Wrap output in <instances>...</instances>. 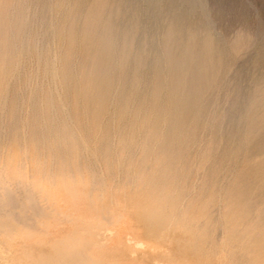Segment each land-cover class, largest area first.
I'll use <instances>...</instances> for the list:
<instances>
[{"label": "rangeland", "instance_id": "rangeland-1", "mask_svg": "<svg viewBox=\"0 0 264 264\" xmlns=\"http://www.w3.org/2000/svg\"><path fill=\"white\" fill-rule=\"evenodd\" d=\"M7 1L0 0V4L5 3L0 5L3 8H0V13L3 12L0 19L4 17L0 20V30H4L0 31L3 34V38L0 34V92L4 93L3 96L0 94V165L4 163L6 177L14 189L19 180L25 184L38 177L48 185L54 179L57 185L53 187L60 186L58 188L63 192L61 178L67 175L65 181L72 183L79 193L80 214L89 222L78 239L70 236L74 229L77 230L76 224L65 220L52 229L50 235L44 233L43 226L29 220L22 226L27 231L23 228L22 231L32 236L23 233V237L11 238L0 230V264H28L27 260L32 264H100L101 261L103 264H250L252 252L257 253L259 261H264V222L254 211L240 217L241 206L236 204L234 197L240 189V199L252 196L249 202L253 209L264 206V174L254 178L260 185L253 188L251 195L238 185L254 161L264 156V150L253 156L247 150L253 143L250 126L264 117V0ZM95 8L99 9L95 11ZM4 13L7 15L3 16ZM91 15L97 19L92 20ZM88 21L101 26L109 22L115 34L116 54L112 62L116 61L113 63L116 67L109 90L111 106L106 108L109 114L105 111L97 125L91 124V117L82 107L89 102V94L81 91L91 84L88 71L95 60L86 50L90 39L84 35V25ZM169 29L175 34L172 45L175 54L182 52L192 34L198 51L202 41L209 38L214 59L211 60L214 71L210 86L203 95L201 108L190 118L196 125L192 138L195 143L178 144L175 151L172 148V153L161 149L164 146L158 140L165 126L160 127L158 132L162 133L156 134V138L145 140L148 126L142 119L153 106L149 97L150 73L155 62L163 58L162 37ZM125 33L129 43L126 47L132 58L128 63L121 51ZM72 34L76 39L69 45ZM139 53L144 56V64L137 71L133 56ZM18 54L21 57L17 63ZM45 59L49 61L46 63L55 64L58 75L53 77L49 72H43ZM136 72L137 78L139 75L142 80L135 87ZM127 96L129 108L123 107L127 113L121 117L119 110ZM164 99L165 96L162 101ZM52 100L54 108L51 107ZM61 103L62 107L68 104L63 112ZM110 103L107 101L106 106ZM136 109L138 111L134 113ZM133 113L139 116H135L139 121H133ZM207 122L211 124L204 127L202 124L207 125ZM143 127H147L146 132ZM70 132L74 137L71 143H66L64 137ZM84 146L92 151L89 153ZM3 151L11 157H5ZM21 153H26L28 158ZM22 162L24 164L20 166ZM49 171L53 176L49 177ZM22 172L23 177L18 178ZM22 192L21 185L16 193L22 196ZM40 199L47 205L43 195ZM152 208L160 211V219L148 215ZM85 238L91 240V245L87 246ZM90 246L93 252L86 249ZM94 257L102 259L95 261Z\"/></svg>", "mask_w": 264, "mask_h": 264}, {"label": "bare ground", "instance_id": "bare-ground-1", "mask_svg": "<svg viewBox=\"0 0 264 264\" xmlns=\"http://www.w3.org/2000/svg\"><path fill=\"white\" fill-rule=\"evenodd\" d=\"M7 1V0H6ZM9 3V1H7ZM100 2V1H99ZM98 2V5L101 3ZM4 5L5 3L2 2ZM13 3V1H12ZM11 3V4H12ZM3 4H0V5H3ZM7 4V3H6ZM76 4V3H75ZM10 5V4H9ZM8 5V6H9ZM7 6V7H8ZM2 6H0L1 8ZM10 7V6H9ZM65 8V7H64ZM101 8V6L99 7ZM97 8V10L99 9ZM3 10V8H1ZM96 8H95V11H97ZM6 11V10H4ZM48 11V10H47ZM3 13V12H2ZM0 13V14H2ZM11 13V12H10ZM94 13V12H93ZM96 13V12H95ZM9 14V13H8ZM99 14V13H98ZM7 14L4 13L3 16H5ZM16 15V13H15ZM21 15V14H20ZM98 16V15H97ZM96 16V17H97ZM8 17V16H6ZM86 17V16H85ZM4 18V17H3ZM1 18V19H3ZM12 18V17H11ZM21 18V17H20ZM91 18L92 20H94V17L91 15ZM91 18L89 20H91ZM0 19V20H1ZM97 18H95L96 20ZM108 19V18H107ZM88 20V19H87ZM94 20V21H95ZM8 21V20H7ZM93 21V23H95ZM89 23L85 24L84 25V35L89 36V42L87 43L86 45V50L89 52L92 53L93 57L95 58V60L91 63L92 64V67L90 68L89 67V73H88V77H89V80L91 81V84L87 85L85 87V90L84 91H81L85 94H89L88 98H89V102L86 103L85 106L82 105V107L84 109H86L87 113L86 112H82V113H86V114H89V116L91 117V124L92 125H97L99 124V120L100 118L102 117V115H104L105 111H106V108H110L111 106V101L109 99L110 97V94H109V90L111 91V76H112V72H113V69H114V66L116 67V65H114L116 61L112 62V59H113V56L116 54V49L114 48V33H113V29L111 28L109 22L106 24V25H103L101 26L100 24H97L98 25H94L92 23H90V21H88ZM92 22V21H91ZM2 23V22H1ZM5 23H7L5 21ZM10 24V23H9ZM7 25V24H6ZM2 28H3V24L1 25ZM14 26V25H13ZM19 27V26H18ZM4 29V28H3ZM7 29V28H6ZM5 29V30H6ZM64 29V28H63ZM2 30V29H1ZM0 30V31H1ZM4 31V30H2ZM9 32V30H8ZM22 32V31H21ZM63 32V31H62ZM72 32V30H71ZM6 33V32H4ZM128 33V32H127ZM1 34V33H0ZM10 34V33H8ZM78 34V33H77ZM2 35V38H3V34ZM19 35V33H18ZM59 35V34H58ZM75 35V34H74ZM64 36V35H63ZM127 34L125 33L124 34V43L125 45L123 46V49L121 50L122 53L124 54L123 56V59L127 62H129V60H132V58L130 59V55H129V49L127 48L128 47V42H127ZM1 37V36H0ZM77 37V36H76ZM85 37V36H84ZM55 38V37H54ZM52 38V39H54ZM75 38V36H74ZM74 38H73V34L72 36L70 35L69 36V40H68V43L69 45L73 43L74 41ZM79 38V37H78ZM77 38V40H78ZM163 41H164V47H165V51H164V55H163V58L160 60L158 59L155 64H154V67L152 69V74L150 73V81H151V91H150V98H151V101L153 102V106L152 108L150 109L149 111V114L145 116L146 113H144L142 119H143V122L148 126V132H146V128L142 129L143 131H145L147 133V137L145 140H152L153 138H156V134L158 133H162V131L158 132V130L160 129V127H163L165 126L164 128V132L162 133V136L160 139L161 144H163L164 148H161V149H164L165 151H169L171 152L175 146H177L178 144H190L191 141H192V138H193V135L195 133V123L191 122L190 121V118H191V114L197 112L200 108H201V105H202V98L204 97V93L205 91L209 88L210 86V83H211V79H212V75H213V69H214V66L212 64V61L211 60H214L212 59L213 57V53H212V48L211 46H213V44H211L209 42V38L208 39H204V41H202L201 43V49L198 51L195 49V42L194 41V36L189 35V38L187 39L185 45H184V48L182 50V52L177 55L173 52L172 50V45L175 41V34L173 32L172 29H169L168 32L166 33V35H164L162 37ZM207 38V37H206ZM57 39V38H56ZM68 39V38H67ZM76 39V38H75ZM84 39V38H83ZM58 40V39H57ZM85 40V39H84ZM131 40V39H130ZM1 41V40H0ZM61 43H62V40H60ZM2 42H3V39H2ZM1 42V44H2ZM63 42H64V39H63ZM79 41H77L78 43ZM116 42V41H115ZM132 42V41H131ZM7 43V42H6ZM25 43V42H24ZM55 43V42H54ZM76 43V42H75ZM76 43V44H77ZM5 44V42H4ZM75 44V45H76ZM81 44V43H80ZM6 45V44H5ZM4 45V46H5ZM127 45V47H126ZM147 45V44H146ZM145 45V46H146ZM14 46V45H13ZM58 46V44H57ZM77 46V45H76ZM75 46V47H76ZM85 46V45H84ZM2 47H3V44H2ZM70 47V46H69ZM131 47V46H130ZM197 47V46H196ZM7 48V47H6ZM20 48V47H19ZM74 49V48H73ZM214 49V48H213ZM49 50V48H48ZM70 50V49H69ZM2 51H5L2 49ZM17 51V50H16ZM53 51V50H52ZM141 51V50H140ZM198 51V52H197ZM7 52V51H6ZM9 52V51H8ZM11 52V51H10ZM26 52V51H25ZM45 52V51H44ZM73 52V51H72ZM118 52V51H117ZM215 53V51H213ZM133 53V52H132ZM217 53V52H216ZM3 54V53H2ZM6 54V53H4ZM21 54V52H20ZM18 54L17 55V58H16V62L17 60L19 59L20 60V57L22 54L20 55ZM149 54V53H148ZM28 55V54H27ZM38 55V54H37ZM73 55V53H72ZM143 54L139 53L135 56H133V60L134 62L136 63V70L139 71V69L143 66L144 64V61H143V57L142 56ZM39 56V55H38ZM69 56V55H68ZM86 56V54H85ZM84 56V58H85ZM122 56V54H121ZM161 56V55H160ZM216 56V55H215ZM218 56V55H217ZM41 57V56H40ZM65 57V56H64ZM76 58V57H75ZM88 58V57H87ZM116 59V57H114ZM2 59V57H1ZM37 59V58H36ZM40 58H38L39 60ZM54 59V58H52ZM219 59V58H218ZM4 60V59H3ZM46 60V59H45ZM73 60V59H72ZM85 60V59H84ZM148 60V59H147ZM215 60L216 57H215ZM22 61V60H21ZM48 60L45 61V63L47 62ZM124 61V62H125ZM16 62L14 63L15 66L17 65ZM49 62V61H48ZM69 62H70V59H69ZM127 62V63H128ZM219 62V60H218ZM18 63V62H17ZM71 63V62H70ZM73 63V62H72ZM71 63V64H72ZM114 63V64H113ZM217 63V62H216ZM221 64V61L219 62ZM1 64V63H0ZM4 64V62L2 63V65ZM23 64V63H22ZM49 63H46L45 64V74H47L48 72L53 76L55 77L56 75H58L56 73V70H55V64L52 63V64H49ZM90 64V65H91ZM121 65V63H119ZM123 64V63H122ZM21 65V64H20ZM135 65V64H134ZM83 66V65H82ZM218 66V65H217ZM221 66V65H220ZM2 67V66H1ZM0 67V68H1ZM24 67V66H23ZM55 67V68H54ZM22 68V67H20ZM69 68V67H68ZM67 68V69H68ZM85 68V67H83ZM82 68V69H83ZM218 68V67H217ZM117 69V68H115ZM142 69V68H141ZM4 70V69H3ZM37 70V69H36ZM35 70V71H36ZM71 70V69H70ZM74 70V69H73ZM81 70V69H80ZM87 70V69H86ZM25 71V70H24ZM85 71V70H84ZM118 71V70H117ZM1 72V70H0ZM42 72V71H41ZM42 72V73H43ZM47 72V73H46ZM74 72V71H73ZM141 72V71H140ZM72 73V72H71ZM78 73V72H77ZM76 73V74H77ZM82 73V72H81ZM84 73V72H83ZM13 74V73H12ZM30 74V73H29ZM34 74V72H33ZM63 74V73H62ZM87 74V73H86ZM118 74V73H117ZM85 75V74H84ZM122 75V74H121ZM141 75V74H140ZM1 76V75H0ZM13 76V75H12ZM52 76H50L52 78ZM64 76V75H63ZM74 76V75H73ZM76 76V75H75ZM135 77V87L136 86H139V82H140V79H139V75H138V78H137V72L136 74L134 75ZM147 76V75H146ZM15 77V76H14ZM142 77V76H141ZM13 78V77H12ZM29 78V77H28ZM58 78V77H57ZM60 78V76H59ZM65 78V77H64ZM72 78V77H70ZM69 78V80H70ZM32 79V78H31ZM54 79V78H52ZM77 80V79H76ZM83 80V79H82ZM88 80V79H87ZM113 80V79H112ZM142 80V79H141ZM5 81V80H4ZM9 81V80H8ZM71 81V80H70ZM13 82V81H12ZM11 82V83H12ZM59 82V81H58ZM83 82V81H82ZM114 82V81H113ZM8 83V82H7ZM60 83V82H59ZM1 84V82H0ZM10 84V83H8ZM31 84V83H30ZM7 85V84H6ZM3 86V89L6 87ZM83 85V84H82ZM86 85V82L85 84ZM60 86V85H59ZM77 86V85H76ZM24 87V86H23ZM83 87V86H82ZM22 89V88H21ZM78 89V88H76ZM83 89V88H82ZM142 89V88H141ZM2 90V89H1ZM49 90V89H48ZM75 90V89H74ZM138 90V89H137ZM20 91V90H19ZM33 91V90H32ZM36 91V89H35ZM78 91V90H77ZM118 91V90H117ZM4 92V91H2ZM8 92V91H7ZM49 92V91H48ZM58 92V91H56ZM80 92V91H79ZM34 93V91H33ZM82 93V94H83ZM113 92H111L112 94ZM116 93V92H115ZM1 94V92H0ZM4 94V93H2ZM1 94V95H2ZM22 94V93H21ZM50 94H53L52 92ZM61 94V93H60ZM59 94V95H60ZM6 95V93H5ZM49 95V94H48ZM77 95V94H76ZM3 96V95H2ZM83 96V95H82ZM81 96V97H82ZM87 96V95H86ZM112 96V95H111ZM136 96V95H135ZM139 96V95H138ZM165 96V101H162L163 97ZM53 97V96H52ZM74 97L76 98H80L79 95L78 96H75ZM117 97V96H116ZM119 97V96H118ZM51 97L49 96V99ZM69 97H67L66 99H68ZM86 97V99H88ZM115 98V97H114ZM122 98V97H121ZM1 99V98H0ZM30 99V98H28ZM48 99V98H47ZM58 99V98H57ZM82 99V98H80ZM204 99V98H203ZM3 100V99H2ZM64 100V99H63ZM75 100V99H74ZM79 99H77L78 101ZM133 102H134V99H132ZM142 100V99H141ZM46 101V100H45ZM60 101V100H59ZM65 101V100H64ZM86 101V100H85ZM107 101L110 103L109 107L106 106L107 104ZM113 101V100H112ZM29 102V100H28ZM32 102V101H31ZM41 102V101H40ZM53 100L51 101V107H53ZM63 102V101H61ZM67 102V101H66ZM65 102V103H66ZM70 102V101H69ZM79 102V101H78ZM33 103V102H32ZM35 104L36 101L34 102ZM50 103V102H49ZM60 103V102H59ZM115 103V102H114ZM117 103V102H116ZM128 103H129V97H125L124 98V101H123V106L121 107V109L119 110V113L122 117V114H126L127 112L125 111V108H123L124 106L128 107ZM2 104V102H1ZM39 104V103H38ZM72 104V103H71ZM70 104V105H71ZM78 104V103H77ZM83 104V103H81ZM113 104V103H112ZM133 104V103H131ZM152 104V103H151ZM21 104H19L20 106ZM61 107L64 106L63 103L60 104ZM76 105V103H75ZM34 106V104H33ZM50 106V105H49ZM81 105L78 104V107H80ZM113 106V105H112ZM117 106V105H116ZM132 106V105H131ZM49 107V110H51V112L53 111L52 108ZM68 107V104L67 106ZM66 107H62L61 110L63 112V108H66ZM77 107V106H76ZM77 107V108H78ZM147 107V105H146ZM16 108V107H15ZM19 108V107H18ZM48 108V107H47ZM60 108V107H59ZM123 108V109H122ZM129 108V107H128ZM31 109V108H30ZM79 109V108H78ZM81 109V108H80ZM127 109V108H126ZM138 109V108H137ZM135 110V112H137L138 110ZM146 109V108H145ZM144 109V110H145ZM109 110V109H108ZM107 110V111H108ZM116 110V109H115ZM114 110V111H115ZM142 110V109H141ZM140 110V111H141ZM147 110V109H146ZM145 110V111H146ZM55 111V110H54ZM67 111V109H66ZM69 111V109H68ZM67 111V112H68ZM79 111V110H78ZM84 111V110H82ZM106 111V112H107ZM112 111V110H111ZM66 112V113H67ZM113 112V111H112ZM147 112V111H146ZM229 112V111H228ZM43 113V112H42ZM47 113V112H46ZM45 113V114H46ZM65 113V112H64ZM71 113V112H70ZM77 113V112H76ZM109 114V112H107ZM133 113V121L135 120L136 122V119L137 117L135 116H138V115H135ZM139 113V112H138ZM200 113V112H199ZM44 114V113H43ZM48 114V113H47ZM52 114V113H51ZM73 114V113H72ZM79 114H80V111H79ZM84 114V115H86ZM114 114V113H113ZM197 114V113H196ZM67 115V114H66ZM71 115V114H70ZM82 115V114H81ZM107 115V114H106ZM115 115V114H114ZM105 116V115H104ZM109 116V115H108ZM112 116V115H111ZM116 116V115H115ZM142 116V115H141ZM202 116V115H201ZM207 116V115H206ZM13 117V116H12ZM83 117V116H82ZM87 117V115L85 116V118ZM139 117V116H138ZM197 117V116H195ZM39 118V117H38ZM43 118V117H42ZM41 118V119H42ZM47 118V117H46ZM84 118V117H83ZM82 118V121L84 120ZM89 118V117H88ZM87 118V119H88ZM119 118V117H118ZM208 118V117H207ZM49 119H51V117H49ZM47 118V120H49ZM76 119V118H75ZM79 119V117H78ZM105 119V118H103ZM130 119V118H129ZM194 119V118H193ZM210 119V118H209ZM22 120V119H21ZM36 120V119H35ZM39 120V119H38ZM56 120V119H55ZM102 120V119H101ZM112 120V118H111ZM120 120V119H119ZM131 120V119H130ZM205 120V119H204ZM86 121V120H85ZM106 121V119H105ZM104 121V122H105ZM113 121V120H112ZM137 121H139V118L137 119ZM211 121V120H210ZM22 122V121H21ZM25 122V121H24ZM50 122H52V120H50ZM59 122V121H58ZM80 122V120H79ZM101 122V121H100ZM128 123H130L129 121H127ZM199 122V121H198ZM44 123V122H43ZM42 123V124H43ZM102 123V122H101ZM112 123V122H111ZM143 123V124H144ZM50 124V123H49ZM85 124V123H84ZM131 126L133 125L132 122L130 123ZM129 124V125H130ZM136 124V123H135ZM138 124V123H137ZM208 122H207V125L205 124H202L205 126H208ZM211 124V122H210ZM209 124V125H210ZM45 125V124H44ZM51 125V124H50ZM49 125V126H50ZM73 125V124H72ZM102 125V124H101ZM101 125H100V128H101ZM104 125V124H103ZM106 125V124H105ZM142 125V124H141ZM53 126V125H52ZM59 126V125H58ZM64 126V125H63ZM78 126V125H77ZM87 127H89L87 124H86ZM85 126V127H86ZM113 126V125H112ZM135 126V125H134ZM143 126V125H142ZM26 127V126H25ZM84 127V126H83ZM86 127V128H87ZM129 127V126H128ZM137 127V126H136ZM203 127V126H202ZM203 127V128H204ZM221 127V126H220ZM10 128V126H9ZM68 128V127H67ZM113 128V127H112ZM111 128V129H112ZM91 129V126L90 128ZM99 129V128H98ZM110 129V130H111ZM132 129V128H130ZM138 129V128H136ZM198 129V127H197ZM36 130V129H35ZM51 130V129H50ZM68 130V129H67ZM74 130V129H72ZM125 130V129H124ZM129 130V129H128ZM161 130V129H160ZM100 131V130H99ZM126 131V130H125ZM135 130H132V132H134ZM250 133H251V137H252V144L247 148V150L249 151L250 154L255 155V153L257 154L258 152L261 153L262 150H264V117L263 118H260L259 122L258 123H253L252 126H250V129H249ZM24 132V131H23ZM47 132V131H46ZM52 132V131H51ZM66 132V131H65ZM63 132V133H65ZM111 132V131H109ZM127 132V131H126ZM131 132V133H132ZM137 132V131H136ZM203 132V131H202ZM68 133V132H67ZM73 133V132H72ZM70 132V135H67L66 137H64V141L66 143H71L72 142V136L74 137V134H72ZM129 133V132H128ZM135 133V132H134ZM144 133V132H143ZM107 134H108V131H107ZM110 134V133H109ZM198 134V133H197ZM24 135V134H23ZM42 135V134H40ZM65 135V134H64ZM138 135H139V132H138ZM161 135V134H160ZM136 136V135H135ZM195 136V135H194ZM198 136V135H197ZM217 136V135H216ZM60 137V136H59ZM113 137V136H112ZM142 137V136H141ZM209 137V136H208ZM110 138V137H108ZM243 138V137H242ZM48 139V138H47ZM84 139V138H83ZM90 139V138H89ZM95 138H93L94 140ZM74 140V139H73ZM88 140V139H87ZM92 140V141H93ZM113 140V139H112ZM144 140V139H143ZM156 140V139H155ZM154 140V141H155ZM157 140V141H158ZM206 140V139H205ZM251 140V139H250ZM249 140V141H250ZM76 141V140H75ZM79 141V140H78ZM85 141V140H84ZM97 141V139L95 140ZM197 141V140H196ZM202 141V140H201ZM248 141V140H247ZM113 142V141H112ZM193 142V141H192ZM205 142V141H204ZM83 143V142H82ZM145 143V142H144ZM151 143V142H150ZM154 143V142H153ZM195 143V142H193ZM43 144V143H42ZM80 144V142H79ZM85 144V143H83ZM113 144V143H112ZM126 144V143H125ZM135 144V143H134ZM156 141H155V145H156ZM159 144V143H158ZM217 144V143H216ZM215 144V145H216ZM78 145V144H77ZM95 145V144H94ZM129 145V144H128ZM139 145V143H138ZM146 145V143H145ZM192 145V144H191ZM88 146V145H87ZM111 146V145H110ZM148 146V145H146ZM183 146V145H182ZM85 147V146H84ZM93 147V146H92ZM158 147V146H157ZM162 147V145H161ZM219 147V144L218 146ZM25 148V147H24ZM78 148V147H77ZM109 148V147H108ZM144 148H146L144 146ZM176 148V147H175ZM175 148H174V151H175ZM191 148V146H190ZM212 148V146H211ZM80 149L82 151V146H80ZM85 149L89 152H91L92 150L89 149L88 147H85ZM138 149V147H137ZM209 149V148H207ZM18 150V149H17ZM69 150V148H68ZM109 150V149H108ZM160 150V149H159ZM181 150V149H180ZM187 150V149H185ZM212 150V149H211ZM246 150V149H245ZM78 151V150H77ZM94 151V149H93ZM127 151V150H126ZM206 151V150H205ZM209 151V150H208ZM9 152V150H8ZM25 152V150H24ZM67 152V151H66ZM86 152V151H84ZM89 152V153H90ZM212 152V151H211ZM52 153V152H51ZM95 153V151H94ZM102 153V152H101ZM172 153V152H171ZM243 153V152H242ZM246 153V151H245ZM3 154H5V157L7 156H10L9 153H7L8 155H6V153H4L3 151ZM20 154V153H19ZM21 154H24L25 158H28V156L26 155V153H21ZM106 154V153H105ZM133 154V153H132ZM180 154V153H179ZM181 154H185V153H181ZM208 155H211L209 154V152H207ZM16 156V153L14 154ZM101 155V154H100ZM207 155V156H208ZM13 156V155H12ZM19 156V155H18ZM82 156V155H81ZM11 157V156H10ZM9 157V158H10ZM21 159L20 160H23V162H25L24 160L25 159H22L24 157L20 156ZM74 157V155H73ZM212 157V155H211ZM68 158V157H67ZM84 158V157H83ZM93 158V157H92ZM180 158V157H179ZM79 159V158H78ZM176 159V158H175ZM28 160V159H27ZM26 160V161H27ZM98 161V160H97ZM21 163L22 165L20 166H23L24 163ZM36 162V161H35ZM3 163V162H2ZM7 163V162H6ZM26 163V162H25ZM38 163V162H37ZM172 163V162H171ZM234 163V162H233ZM4 164V163H3ZM1 164L0 165V230L1 232H3V235L5 236H10L11 238H14L16 236H19V235H22L23 237V233L24 235H28L30 233H25L23 231H27V230H24V227L23 224H24V221L26 220H29L35 224H39L40 226H43L42 230L44 231V233L50 235L51 232H52V229H54L55 227L58 226V224H60L62 222V220H65V221H69V222H72L74 224H76V228L77 230H73L74 234H70V236L72 238H81L82 237V231L81 230H85V225L89 222V220L87 219V217L83 216L82 214H80V207H79V204H78V199L79 196H78V191L73 187L72 183L70 184V182L68 181H65V177L67 175H65L64 178H61L62 179V186H64V190L63 192L60 191V186H58L57 188L56 187H53L54 185H57L55 182H54V179L53 181L50 183V185L48 184H45L43 183L42 181H40L38 179V177H33V179H30V181H27L25 184L19 180L18 182L19 183H16L18 184V187H20L22 185V188H23V194L22 196H19L16 191L18 190V187L16 189L12 188L7 177H6V172L4 168ZM29 164V163H28ZM27 164V165H28ZM36 164V163H35ZM92 164V163H91ZM173 164V163H172ZM251 164V163H250ZM174 165V164H173ZM179 165V164H178ZM18 166V164H17ZM16 166V168H17ZM29 166V165H28ZM19 167V166H18ZM42 167V166H41ZM40 167V168H41ZM79 167V166H78ZM179 167V166H178ZM25 166L22 167V169L24 170ZM27 168V167H26ZM37 168V166L35 167ZM211 168V166H210ZM29 169V167H28ZM70 169V168H69ZM27 169H25L26 171ZM42 170V168H41ZM210 170V169H209ZM208 170V171H209ZM43 171V170H42ZM191 171V170H190ZM15 172V171H14ZM12 172V173H14ZM18 172V171H16ZM37 172V171H36ZM71 172V170H70ZM44 173V172H43ZM42 173V174H43ZM47 173V171H46ZM48 173H50V176H53V174L51 175V172L49 171ZM72 173V172H71ZM78 173H79V170H78ZM30 174V173H29ZM40 174V173H39ZM245 178L242 180V182H240L238 185H240V187H242L243 189V192L245 193H250L253 188H255L257 185H260L257 181H255L254 178H257L259 175H262L264 174V156H262L260 159H257L254 161V164L248 168L245 172ZM34 175V173H33ZM38 175V174H37ZM23 177V172L22 174L19 175L18 178L20 177ZM35 176V175H34ZM42 176V175H41ZM48 176V175H47ZM46 174H45V177H47ZM58 176H61V175H58ZM56 175V177H58ZM73 176V174H72ZM81 176L78 174V177ZM30 177V175H29ZM48 177V178H49ZM82 177V176H81ZM263 177V176H262ZM25 178V177H24ZM31 178V177H30ZM42 178V177H41ZM43 178H44V175H43ZM53 178V177H52ZM51 178V179H52ZM69 178V176H68ZM264 178V177H263ZM46 179V178H44ZM73 180V178H71ZM83 178H81L80 180H82ZM23 180V179H22ZM50 180V178L48 179V181ZM71 180V181H72ZM85 180V179H84ZM93 180V179H92ZM12 181V180H11ZM10 181V182H11ZM24 181V180H23ZM75 181V180H74ZM47 182V181H46ZM61 182V181H60ZM76 182V181H75ZM94 182V181H93ZM83 183V182H82ZM74 184V182H73ZM77 184V183H76ZM80 184V183H79ZM90 184L92 185V182H90ZM95 184V183H94ZM20 185V186H19ZM83 185V184H82ZM75 186V185H74ZM21 189V188H20ZM257 189V188H255ZM264 189V187H263ZM262 189V190H263ZM261 190V191H262ZM22 191V190H21ZM239 191V192H238ZM234 197H235V202L236 204L241 208V213L239 214V216H243L244 214H249V212L251 211H254L255 214H257V216L259 217L260 221L264 222V209L262 206V209L260 208H255L253 209V205H251V201L249 202V199L252 198L249 197V199H240L239 198V193H241L242 190H238ZM260 191V190H259ZM264 191V190H263ZM90 192V191H89ZM90 194V193H89ZM256 194V193H255ZM44 197V199L46 200L47 202V205H44L41 203V199L40 197ZM251 195V193L249 194ZM263 195V194H262ZM254 196V195H253ZM263 197V196H262ZM95 200V199H94ZM93 200V202H94ZM112 212V211H110ZM247 214V215H248ZM148 215L151 216V218H154V217H158L157 219H160V211L156 208H152L149 210L148 212ZM166 216V215H164ZM168 216V214H167ZM169 216H171V214H169ZM172 217V216H171ZM257 217V218H258ZM163 218V217H162ZM256 218V217H255ZM43 219V220H42ZM93 220L100 223V221L93 217ZM258 220V219H257ZM151 221V220H150ZM169 221V220H168ZM28 222V221H27ZM26 222V223H27ZM102 222V221H101ZM261 223V222H260ZM25 225V224H24ZM28 226V225H27ZM22 228H23V231H22ZM58 228V227H57ZM217 228V227H216ZM32 229V228H31ZM34 232L36 230L32 229ZM32 230H29V231H32ZM80 230V231H79ZM34 232H31L33 233L34 235ZM37 232V231H36ZM35 232V233H36ZM37 234V233H36ZM35 234V235H36ZM31 235V234H30ZM27 236V237H28ZM32 236V235H31ZM67 237V235H65ZM21 237V236H20ZM10 238V239H11ZM9 239V238H8ZM9 239V240H10ZM61 240V239H60ZM10 241H13V240H10ZM9 241V242H10ZM8 242V243H9ZM85 242L87 243V246L88 245H91V240L90 239H87L85 238ZM140 242V241H139ZM138 242V243H139ZM141 243V242H140ZM264 243V242H262ZM134 245H137V244H134ZM142 245V244H141ZM140 246V245H139ZM86 249H89L88 252H93L92 251V248L90 246V248H86ZM241 255V254H240ZM12 256V255H11ZM10 257L9 260H10ZM25 256V255H24ZM29 255H26V258L28 257ZM64 256V255H62ZM67 256V255H66ZM95 256V255H94ZM101 256V255H100ZM23 256H21L20 258L18 259H21ZM65 257V256H64ZM96 257V256H95ZM94 257V258H95ZM239 257V256H238ZM250 257V256H249ZM30 259V257H28ZM73 258V257H72ZM104 258V257H103ZM2 259V258H1ZM39 259V258H38ZM102 258H95V261H100ZM23 260V259H22ZM25 260V258H24ZM69 260V259H68ZM29 261L28 264H32L31 260H27ZM26 261V262H27ZM238 261V260H237ZM13 262V261H12ZM48 263V262H47ZM100 264H103V262H99ZM249 263V262H248ZM98 264V263H97ZM250 264H264V261H259L258 259V255L256 252H252V258H251V263Z\"/></svg>", "mask_w": 264, "mask_h": 264}]
</instances>
